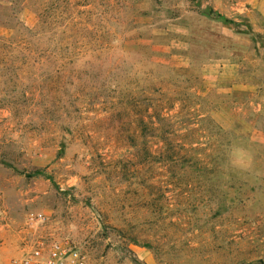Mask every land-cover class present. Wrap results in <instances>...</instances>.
<instances>
[{
	"label": "rangeland",
	"instance_id": "374dc122",
	"mask_svg": "<svg viewBox=\"0 0 264 264\" xmlns=\"http://www.w3.org/2000/svg\"><path fill=\"white\" fill-rule=\"evenodd\" d=\"M263 11L0 0V264H264Z\"/></svg>",
	"mask_w": 264,
	"mask_h": 264
},
{
	"label": "built area",
	"instance_id": "2783aa9c",
	"mask_svg": "<svg viewBox=\"0 0 264 264\" xmlns=\"http://www.w3.org/2000/svg\"><path fill=\"white\" fill-rule=\"evenodd\" d=\"M13 264H88V259L69 241L40 239Z\"/></svg>",
	"mask_w": 264,
	"mask_h": 264
},
{
	"label": "crops",
	"instance_id": "0c3cea01",
	"mask_svg": "<svg viewBox=\"0 0 264 264\" xmlns=\"http://www.w3.org/2000/svg\"><path fill=\"white\" fill-rule=\"evenodd\" d=\"M262 8V7H261ZM259 10H261L260 8H258ZM258 9H256V10H258ZM262 11V10H261ZM261 14V16H262V18H254V17H252L251 19H250V22H252L253 23V25L256 27V32H259V31H261V32H263L264 33V11L262 12V13H260ZM259 27H261V28H259ZM261 106V105H260Z\"/></svg>",
	"mask_w": 264,
	"mask_h": 264
}]
</instances>
